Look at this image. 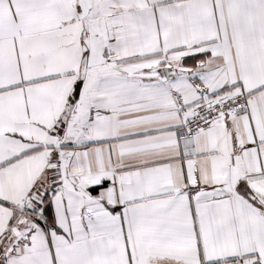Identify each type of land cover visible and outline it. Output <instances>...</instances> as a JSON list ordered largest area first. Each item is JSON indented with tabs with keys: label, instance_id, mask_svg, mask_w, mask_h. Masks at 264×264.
Listing matches in <instances>:
<instances>
[{
	"label": "snow or ice",
	"instance_id": "1",
	"mask_svg": "<svg viewBox=\"0 0 264 264\" xmlns=\"http://www.w3.org/2000/svg\"><path fill=\"white\" fill-rule=\"evenodd\" d=\"M0 264H264V0H0Z\"/></svg>",
	"mask_w": 264,
	"mask_h": 264
}]
</instances>
